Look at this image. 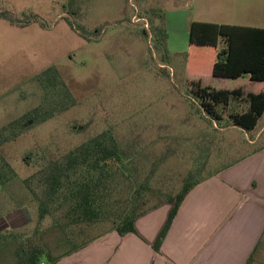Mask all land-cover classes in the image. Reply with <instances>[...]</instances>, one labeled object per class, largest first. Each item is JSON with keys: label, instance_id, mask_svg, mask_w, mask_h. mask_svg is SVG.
Here are the masks:
<instances>
[{"label": "rangeland", "instance_id": "374dc122", "mask_svg": "<svg viewBox=\"0 0 264 264\" xmlns=\"http://www.w3.org/2000/svg\"><path fill=\"white\" fill-rule=\"evenodd\" d=\"M0 12L17 20L0 18V129L20 122L15 125L19 137L0 153L1 163L6 160L16 172L0 186V235L25 238L36 230L37 204L23 181L37 168L24 161L27 154L57 157L106 130L125 141L155 144L158 153L171 135L187 161L195 153L218 165L264 145V118L253 133L231 126L227 115L213 126L189 92L198 81L216 90L242 88L246 94L259 93L261 84L248 76L235 80L187 70L192 21L264 28V0H0ZM163 13L165 42L155 30L162 27ZM50 66L77 103L41 122L30 117L33 111L42 113V93L33 79ZM205 135L217 147L202 153L198 147ZM6 172L10 177L8 168L0 167L1 174ZM8 245L0 264L16 261V245ZM254 264H264V238Z\"/></svg>", "mask_w": 264, "mask_h": 264}, {"label": "trees", "instance_id": "16d2710c", "mask_svg": "<svg viewBox=\"0 0 264 264\" xmlns=\"http://www.w3.org/2000/svg\"><path fill=\"white\" fill-rule=\"evenodd\" d=\"M0 18L17 23L8 12H0ZM161 18L162 27L155 29L159 32L155 37L165 42L164 13ZM189 34V74L207 72L213 77L235 80L248 76L251 82L261 84L259 93L246 94L242 88L216 90L203 86L201 81L192 82L191 102L213 126L221 124L227 115L231 126L255 132L264 117V28L192 21ZM33 81L42 93V116L38 110L33 111V120L39 116L41 122H46L76 106L72 91L54 66L43 70ZM19 123L0 129V153L4 145L19 137L15 131ZM170 136L164 141V151L159 153L155 144L143 146L138 140L125 141L113 130H106L57 157L25 155L24 161L37 168L23 185L37 204L38 224L29 237L0 235V255L5 246L15 244L14 264H57L110 232L121 236L137 233L135 223L139 217L163 204H172L154 245L160 253L188 194L264 148L262 145L246 156L218 165L209 155L202 158L195 153L187 161L180 141ZM215 146L214 138L205 135L198 150L209 152ZM218 151L221 155L223 148ZM181 166H185L182 177ZM0 167L8 168L10 175L0 173L2 186L15 178L16 172L6 160ZM46 221H50L48 225ZM101 229L105 230L97 234ZM258 249L247 264H254Z\"/></svg>", "mask_w": 264, "mask_h": 264}, {"label": "crops", "instance_id": "0c3cea01", "mask_svg": "<svg viewBox=\"0 0 264 264\" xmlns=\"http://www.w3.org/2000/svg\"><path fill=\"white\" fill-rule=\"evenodd\" d=\"M172 208L163 204L136 220L137 233L110 232L57 264H247L264 238V148L195 187L158 253Z\"/></svg>", "mask_w": 264, "mask_h": 264}]
</instances>
